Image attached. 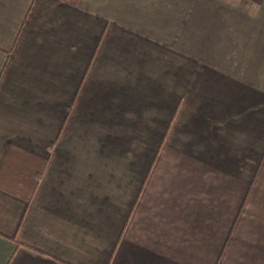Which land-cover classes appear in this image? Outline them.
<instances>
[{
	"label": "crops",
	"instance_id": "obj_1",
	"mask_svg": "<svg viewBox=\"0 0 264 264\" xmlns=\"http://www.w3.org/2000/svg\"><path fill=\"white\" fill-rule=\"evenodd\" d=\"M0 264H264V0H0Z\"/></svg>",
	"mask_w": 264,
	"mask_h": 264
}]
</instances>
